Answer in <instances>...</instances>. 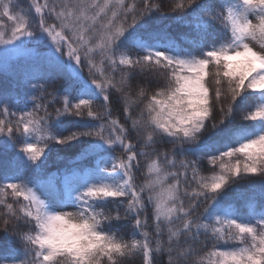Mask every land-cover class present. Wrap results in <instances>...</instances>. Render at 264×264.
Returning a JSON list of instances; mask_svg holds the SVG:
<instances>
[{"label": "snow or ice", "instance_id": "snow-or-ice-1", "mask_svg": "<svg viewBox=\"0 0 264 264\" xmlns=\"http://www.w3.org/2000/svg\"><path fill=\"white\" fill-rule=\"evenodd\" d=\"M137 257L264 264V0H0V264Z\"/></svg>", "mask_w": 264, "mask_h": 264}, {"label": "trees", "instance_id": "trees-1", "mask_svg": "<svg viewBox=\"0 0 264 264\" xmlns=\"http://www.w3.org/2000/svg\"><path fill=\"white\" fill-rule=\"evenodd\" d=\"M27 2H28V0H20L21 6H26ZM51 170H52V171H55V166H53ZM136 262H137V264H138V262H139V257L136 258Z\"/></svg>", "mask_w": 264, "mask_h": 264}]
</instances>
